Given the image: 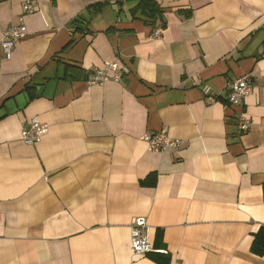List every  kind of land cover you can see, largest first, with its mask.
Returning <instances> with one entry per match:
<instances>
[{
	"label": "crops",
	"instance_id": "crops-1",
	"mask_svg": "<svg viewBox=\"0 0 264 264\" xmlns=\"http://www.w3.org/2000/svg\"><path fill=\"white\" fill-rule=\"evenodd\" d=\"M156 1L150 24L133 0H0V264H264V0ZM106 63L121 80L90 85ZM163 130L181 145L149 152ZM138 218L167 254H133Z\"/></svg>",
	"mask_w": 264,
	"mask_h": 264
},
{
	"label": "built area",
	"instance_id": "built-area-1",
	"mask_svg": "<svg viewBox=\"0 0 264 264\" xmlns=\"http://www.w3.org/2000/svg\"><path fill=\"white\" fill-rule=\"evenodd\" d=\"M24 11L26 13H34L35 9L30 3L25 4ZM27 34V28L21 24L20 26L10 27L2 32V46L5 55L8 57L14 45L23 39ZM159 36V32L155 33V37ZM113 71L115 82H119L123 73L119 71L118 65L115 63H106L103 68H96L93 77L89 80L90 85H103L108 80L107 73ZM253 88L252 76L244 75L229 84L228 99L229 106L238 109L237 129L240 134L247 133L253 126V121L246 117L241 110L244 99L251 93ZM47 124L41 123L39 120H32L27 128L22 131V141L27 145H35L39 143L43 136L48 132ZM147 145L148 151L151 153H166L171 149L181 145L179 139L172 138L166 130L158 133H148L142 137ZM131 248L135 256H146L147 254L158 253L167 254V251L156 250L148 236V223L145 218H138L134 221L131 228Z\"/></svg>",
	"mask_w": 264,
	"mask_h": 264
},
{
	"label": "trees",
	"instance_id": "trees-1",
	"mask_svg": "<svg viewBox=\"0 0 264 264\" xmlns=\"http://www.w3.org/2000/svg\"><path fill=\"white\" fill-rule=\"evenodd\" d=\"M138 1L133 12H140L145 17L146 22L154 24L160 18L161 8L156 0H133ZM252 254L264 257V225H262L257 234L254 235V240L251 246Z\"/></svg>",
	"mask_w": 264,
	"mask_h": 264
}]
</instances>
